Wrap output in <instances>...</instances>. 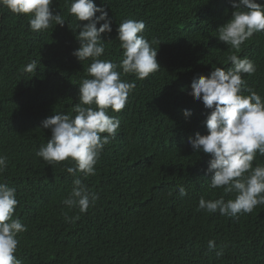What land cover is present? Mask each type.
<instances>
[{
    "label": "trees",
    "instance_id": "1",
    "mask_svg": "<svg viewBox=\"0 0 264 264\" xmlns=\"http://www.w3.org/2000/svg\"><path fill=\"white\" fill-rule=\"evenodd\" d=\"M257 2L264 5V0ZM94 3L103 5L112 27L101 34L105 51L99 59L119 62L123 50L116 39L117 27L133 19L145 23L138 35L157 41L152 47L157 48L161 70L175 59L187 69L179 77L161 70L146 79L121 75L136 86L123 110L108 109L120 126L104 146L96 174L82 178L99 198L86 212L69 209L62 203L72 187L73 176L65 168L69 161L59 162L61 167L49 165L36 151L50 137L41 122L56 112L70 113L79 102V82L88 76L91 61H79L72 52L79 47L77 24L87 21L69 14L70 0H53L50 7L66 24L33 32L26 14L0 6V155L8 158L0 183L15 189L14 218L26 226L16 237L14 255L21 264H264V205L237 217L198 208L201 197L228 198L222 188L208 187L210 154L193 152L189 144L196 133H207L204 121L211 109L190 95L187 81L206 69L191 68L184 52L189 47L186 42H194V32L202 31L196 25L199 21L221 22L224 0ZM261 36L256 44L251 41L246 46L251 48L256 71L242 74L241 92L248 95L246 89L251 88L264 99ZM33 59L40 61L35 72L22 71ZM161 87L176 101L167 103ZM177 155L181 157L172 162ZM252 163L264 164V156L257 154ZM180 186L187 195H179ZM209 240L215 248L208 247Z\"/></svg>",
    "mask_w": 264,
    "mask_h": 264
},
{
    "label": "clouds",
    "instance_id": "2",
    "mask_svg": "<svg viewBox=\"0 0 264 264\" xmlns=\"http://www.w3.org/2000/svg\"><path fill=\"white\" fill-rule=\"evenodd\" d=\"M52 3L53 0H0V6L12 13L26 14L33 32L46 30L53 24L61 27L66 24L65 18L50 7ZM68 12L77 21H87L77 24L79 47L72 55L79 61L90 59L86 68L88 76L79 82V102L73 104L70 113L56 112L41 122L44 129L50 130V137L36 151V156L53 166L61 167L59 162L69 161L65 168L73 176L72 187L62 203L83 213L99 197L82 178L96 174L100 154L120 126L118 118L107 114L108 109L123 110L129 93L136 86L134 82L123 80L121 75L134 74L137 79H146L160 72L162 66L156 59L157 48L152 47L157 41L150 42L138 35L145 29L143 21L125 19L118 25L116 39L123 51L122 58L115 62L99 59L105 51L101 34L112 31L111 19L103 5L95 4L94 0H70ZM97 12L100 15L97 16ZM223 12L221 22L199 21L196 25H200L202 31L194 32V42H186L189 47L184 55L189 57L191 68L206 69L201 74L194 73L198 75L187 81L191 82L190 95L211 109L204 121L207 133H196L194 139L189 138V144L193 152L210 154L206 172L212 175L208 187L222 188L228 198L206 200L201 197L198 208L237 217L240 213L252 212L257 205H264V164L254 167L252 163L257 154L264 156V99L251 88L246 89L248 95L241 92L245 84L242 74L251 75L256 71L249 54L251 48L246 46L256 44L263 37L264 5L257 0H224ZM100 21L103 23L97 27ZM38 63L40 61L33 59L22 71L34 73ZM118 68L122 72L117 71ZM186 69L185 64L175 59L168 61L161 73L179 77ZM183 82L185 86V79ZM164 88L158 90L167 103L175 102L171 95L163 94ZM183 114L188 116L190 112L184 109ZM154 132L155 129L152 134ZM104 133L106 135H101ZM179 157L181 155L172 162ZM7 160L0 155V173L6 169ZM178 192L180 196L187 195L183 186ZM17 204L15 189L6 182L0 183V264H21L14 255L18 245L16 237L26 231V226L19 218H14ZM65 219L71 217L66 215ZM208 247L215 248V242L209 240Z\"/></svg>",
    "mask_w": 264,
    "mask_h": 264
}]
</instances>
